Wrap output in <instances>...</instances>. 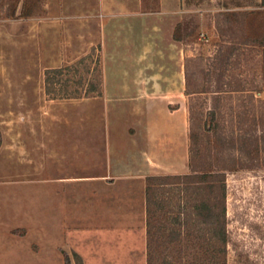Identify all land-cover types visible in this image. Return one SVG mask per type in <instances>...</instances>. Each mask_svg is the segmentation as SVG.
Segmentation results:
<instances>
[{"label":"rangeland","instance_id":"1","mask_svg":"<svg viewBox=\"0 0 264 264\" xmlns=\"http://www.w3.org/2000/svg\"><path fill=\"white\" fill-rule=\"evenodd\" d=\"M8 2L0 0V264H147L146 177L144 183L137 180L132 191L100 189L93 195L86 186L79 204L70 200L66 206V163L76 166L74 156L80 153L76 143L89 140L91 134L108 137L110 111L102 103L87 102L89 98H51L45 90L47 69L86 57L80 74L101 78L102 96L105 84L117 91L114 46L101 39L102 32L80 30L78 22L86 14L96 18L105 12L96 11L101 2L32 0L29 17L20 16L19 10L9 17ZM227 11L263 13L227 22L223 15ZM145 12L151 30L123 33L122 43L128 45L123 54L137 56L141 40L147 62L121 69L152 77L131 82L146 89L135 97L143 99L142 111H111L117 138L140 144L147 161L162 175L189 171L190 126L199 131L212 107L219 110L216 121L231 137L245 131L263 135L261 0H184L182 11ZM258 36L256 42L240 44L227 64L222 92L215 95L211 90L219 85L215 82L219 72L210 66L213 56L223 43ZM122 82L127 86L128 81ZM85 83L77 86L83 89ZM151 89L160 94H147ZM53 125L58 140L39 144L36 137L46 135ZM244 156L248 166L230 170L226 177V264H264V147L259 154L252 151L253 161ZM84 158L78 162L90 160ZM76 219L82 228L77 236L68 230ZM70 235L78 238L74 241L85 255L70 245Z\"/></svg>","mask_w":264,"mask_h":264},{"label":"trees","instance_id":"2","mask_svg":"<svg viewBox=\"0 0 264 264\" xmlns=\"http://www.w3.org/2000/svg\"><path fill=\"white\" fill-rule=\"evenodd\" d=\"M9 17H29L32 0H8ZM264 6V0H261ZM263 11H227V22H238L242 15L259 16ZM223 43L213 56L211 67L216 68L219 83L215 95H220L227 64L240 44L256 42L258 37ZM76 63L47 69L45 90L51 98H90L103 92L102 80L80 74ZM72 73L74 75H72ZM79 74V79L77 75ZM101 74V73H100ZM86 82L85 88L77 85ZM261 92V89H259ZM191 116L194 110L190 108ZM217 107L207 110V118L199 131L190 126L189 171L185 173L146 176V251L147 264H226L225 253L229 234L226 221L227 174L242 168L252 151L259 154L264 147L263 135L243 132L237 136L225 133L216 121ZM202 142H199V141ZM263 140V141H262ZM263 142V143H262ZM252 148V149H251ZM236 151L240 156L228 153ZM248 153V155L246 154ZM244 156V157H245Z\"/></svg>","mask_w":264,"mask_h":264},{"label":"crops","instance_id":"3","mask_svg":"<svg viewBox=\"0 0 264 264\" xmlns=\"http://www.w3.org/2000/svg\"><path fill=\"white\" fill-rule=\"evenodd\" d=\"M101 3L99 7H96V11H105L101 14H96V18H87V14L85 18L82 20H78L80 22L79 27L80 30L86 31L88 27L93 29L94 32H102L101 39L109 40L110 45L114 46L113 56L115 62V69L117 72L118 83H117V91H112L108 88V85L105 84L104 87V96H96L93 98L86 99L87 102L93 103H102L107 107V113L112 112L116 109L118 111L124 110L128 111H142L144 108L143 99H136L135 97L143 96L144 91L146 90L144 87H141V84L131 83L133 80H142L145 76L152 77V74L143 71H127L121 69L122 65L124 67L130 66V64H138V67H142L144 63L147 62L145 59L143 42L140 40L137 43L140 45L136 46L137 48H141V55H134L127 52V56L123 54L126 52L124 49L128 47H124V43H122L123 33L132 32V33H145L151 30V27L147 24L149 20V16L145 11H161L164 13L165 11H182L184 6V0H99ZM98 6V5H97ZM94 20V21H93ZM93 23V24H92ZM156 27V26H155ZM155 27H152L153 29ZM120 33V35H115V33ZM108 33H111L110 36ZM112 33L114 35L112 36ZM103 36V37H102ZM109 37V39H108ZM114 38L116 41L118 40V46L112 44L111 41ZM114 40V41H115ZM136 44V43H135ZM142 44V45H141ZM108 44V46H110ZM107 46V47H108ZM105 47V49L107 48ZM136 50V49H135ZM126 57H125V56ZM123 67V68H124ZM155 76V75H153ZM146 77V78H147ZM128 81L127 86H122V81ZM127 83V82H126ZM160 94V92L155 89H151L147 91V94ZM120 97H127L126 99ZM129 97H134L133 99H129ZM155 104L161 105L160 102H146V104ZM63 107H66V104L63 103ZM112 111V112H111ZM109 113V118H112V115ZM107 119V127H108V137L104 139L101 135H92L89 140H84L82 144L76 143L75 148L80 152L78 155L76 154L75 162L76 166L71 167L66 163V206L69 204L70 200L79 204V200L81 197L82 190L89 186L90 190L93 192V195L97 194L100 189H116L120 188L122 190L132 191V188L136 185V181L140 180L144 183V179L147 175L150 174H158V167L150 165L147 161L146 157L143 154V149L140 144H135L127 137L125 140H120L116 136V125L114 120ZM63 124H66V115H63ZM95 122V121H94ZM87 122H84L86 125ZM97 123V122H95ZM91 123V124H95ZM95 126V125H94ZM102 127V125H101ZM54 125L47 128V134L37 136V142L40 144L44 143L45 140L48 143H55L58 140V136L54 134L52 131ZM115 135V136H114ZM78 140V139H77ZM69 144L66 142V145ZM68 146H66L67 152ZM54 149V148H52ZM89 149V151H88ZM159 151V149H158ZM88 152L90 154H88ZM67 156V154H66ZM80 157H88V159L84 163L78 162ZM90 157V158H89ZM84 158V159H85ZM152 162L153 159L151 158ZM160 162V157L158 158ZM67 162V157H66ZM89 165L90 169L85 170L82 169V166ZM143 205V202H141ZM142 207V206H141ZM143 215V207L140 212V218ZM68 230H75L78 235L79 230L82 229L80 227V223L77 219L74 221V225L70 224ZM73 232L72 234H74ZM74 236V237H75ZM73 236H68L70 239V245L81 255H85L83 251L77 246V243L74 241Z\"/></svg>","mask_w":264,"mask_h":264}]
</instances>
